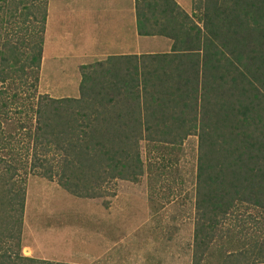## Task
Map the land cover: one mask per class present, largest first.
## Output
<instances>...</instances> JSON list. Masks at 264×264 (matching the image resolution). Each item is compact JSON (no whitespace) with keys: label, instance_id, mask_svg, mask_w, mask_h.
<instances>
[{"label":"trees","instance_id":"16d2710c","mask_svg":"<svg viewBox=\"0 0 264 264\" xmlns=\"http://www.w3.org/2000/svg\"><path fill=\"white\" fill-rule=\"evenodd\" d=\"M47 2L0 0V264H77L21 254L27 175L95 198L108 181H137L140 141L164 148L189 135L191 264H264V0H191L190 13L135 0L136 33L169 50L80 65L78 96L55 99L36 93ZM239 207L256 218L260 248L220 258L214 230Z\"/></svg>","mask_w":264,"mask_h":264},{"label":"rangeland","instance_id":"374dc122","mask_svg":"<svg viewBox=\"0 0 264 264\" xmlns=\"http://www.w3.org/2000/svg\"><path fill=\"white\" fill-rule=\"evenodd\" d=\"M51 3L49 36L69 35L71 26L56 27L57 2ZM181 3L190 13L191 0ZM194 13L197 15L198 11ZM107 15L108 12L95 13V19L102 24H117L115 18ZM123 20L128 23V13ZM96 31L101 33L97 26ZM140 41L142 47L153 48L163 43L151 53L166 52L165 42H170L156 36L141 37ZM50 46L53 44L42 47L36 93L54 99L77 97L79 66L95 62V58L88 56L101 51L57 50ZM146 53L150 54L141 52ZM138 148L142 167L137 181H108L95 198L74 197L55 180L27 175L21 254L77 264H191L197 218V138L189 135L180 144L164 148L158 142L140 141ZM250 212L239 207L214 230L213 247L223 253L220 258L225 257V251L260 248L258 224L256 218L249 216ZM254 254L251 260H263ZM210 261L213 259H205L202 264Z\"/></svg>","mask_w":264,"mask_h":264},{"label":"crops","instance_id":"0c3cea01","mask_svg":"<svg viewBox=\"0 0 264 264\" xmlns=\"http://www.w3.org/2000/svg\"><path fill=\"white\" fill-rule=\"evenodd\" d=\"M134 1L135 0H56V27L63 28L68 25L71 26L72 30H68L69 35L59 36L55 33V35L49 36L47 25L51 17L53 5L51 0H48L42 47L44 48L47 44H53V46L49 48L57 50L101 51L100 53H93L88 56L95 58V61L104 60L108 56L140 55L142 50L151 53L152 49H157V47L161 46L163 43H160L155 48L149 45L141 46V37L146 36H140L136 33ZM174 1L185 12L189 10L187 6L182 5L181 0ZM102 12H108L107 17L115 18L117 24L111 23V21H107L103 24L98 23L96 21L97 18L95 19V13L99 14ZM127 13L129 14L128 23L123 20ZM96 26L101 30V33H97ZM164 39L167 40V42L169 41L166 38ZM169 45L170 42H165L164 46L166 48L164 51L167 52L169 50ZM146 47L149 49H146ZM42 59L43 56H41V61H43Z\"/></svg>","mask_w":264,"mask_h":264},{"label":"bare ground","instance_id":"6f19581e","mask_svg":"<svg viewBox=\"0 0 264 264\" xmlns=\"http://www.w3.org/2000/svg\"><path fill=\"white\" fill-rule=\"evenodd\" d=\"M27 250H28V249H27ZM27 250H26V251H27Z\"/></svg>","mask_w":264,"mask_h":264}]
</instances>
